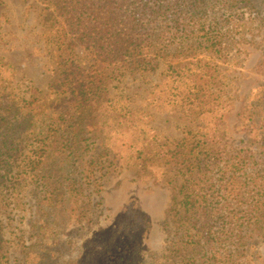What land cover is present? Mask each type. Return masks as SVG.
Segmentation results:
<instances>
[{
	"label": "rangeland",
	"instance_id": "374dc122",
	"mask_svg": "<svg viewBox=\"0 0 264 264\" xmlns=\"http://www.w3.org/2000/svg\"><path fill=\"white\" fill-rule=\"evenodd\" d=\"M245 2L244 30L228 40L219 73L204 82L210 102L200 109L191 101L198 92L194 82L161 58L153 71L127 69L120 77H103L105 63L90 58V81L100 86L107 78L100 106L91 108L59 80L61 52L49 28L56 1L0 0V111L8 121L3 144L21 150L11 175L18 182L4 185L0 169V264L85 260L130 208L149 218L135 257L140 264H191L194 254L177 248L176 191L161 152L189 127L213 131L222 125L228 147L262 162L241 112L260 102L264 0ZM174 67L186 69L183 62ZM252 244L243 264H264V235Z\"/></svg>",
	"mask_w": 264,
	"mask_h": 264
},
{
	"label": "trees",
	"instance_id": "16d2710c",
	"mask_svg": "<svg viewBox=\"0 0 264 264\" xmlns=\"http://www.w3.org/2000/svg\"><path fill=\"white\" fill-rule=\"evenodd\" d=\"M55 1L49 28L61 52L59 80L91 108L100 106L107 78L100 80V86L90 81L86 67L90 58L96 64L105 63L103 77H120L127 69L153 71L154 61L164 59L174 74L194 82L198 92L192 94V105L206 108L210 96L204 82L219 73L217 60L228 40L244 30L240 5L245 0ZM150 53H156L155 57ZM82 56L87 60H81ZM181 62L186 69L178 72L174 66ZM192 65L197 69L193 71ZM260 74L263 82L256 95L260 105L246 106L241 122L261 163L252 153L228 147L222 125L213 131L189 127L181 140L161 152L175 185L173 223L182 234L177 248L194 254L188 263L243 264L242 254L249 257L254 239L264 235V61ZM7 127L0 111L4 185L18 182L11 175L21 152L19 144H3ZM34 166L30 162V168ZM149 228L148 216L130 208L108 241L97 243L88 249L85 260L73 264H140L135 257ZM1 235L0 226V251Z\"/></svg>",
	"mask_w": 264,
	"mask_h": 264
}]
</instances>
